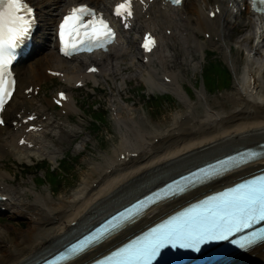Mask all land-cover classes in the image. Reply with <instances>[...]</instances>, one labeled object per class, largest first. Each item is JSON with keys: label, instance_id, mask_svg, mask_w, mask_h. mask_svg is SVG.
<instances>
[{"label": "bare ground", "instance_id": "bare-ground-1", "mask_svg": "<svg viewBox=\"0 0 264 264\" xmlns=\"http://www.w3.org/2000/svg\"><path fill=\"white\" fill-rule=\"evenodd\" d=\"M28 1L38 8V19L41 21V25L44 26L42 27L44 28L42 34H47L49 27L57 19L55 17L59 6L65 0ZM76 1H84L94 6L97 10L102 11L107 6V3L112 0H68V4L66 3L67 5L62 8L63 10L60 13L64 12L70 3ZM242 3V0H192L191 4L184 10L187 13L185 21L180 20L178 22L182 23V29L179 24L174 23L171 15L167 12L168 9L179 10L178 6H167L160 1H152L145 11H141V8L138 7L134 14L136 19L140 20L137 26L143 27V30H154L159 37L158 39L162 42L163 40L166 41L165 47L167 46L172 50L171 55L163 53L158 56L163 72L161 78L168 76L170 83L176 86L177 80L175 81L174 75L169 72L172 69L168 70V68L177 66L185 73L186 67L189 65V59L186 58V54H188L189 58L194 55L193 44L190 46L189 42H185L189 38L183 37L182 34L176 35L175 33L172 36L171 34L166 35L164 33L166 28H171L172 31L177 29L179 33L180 29L187 30L189 23H195L197 26L196 30L192 29L193 34H196L197 30H200L201 33L207 31L211 34V38L209 37L210 39H208L211 41L208 42L215 47H220L229 40L230 29L234 23L231 22V18H235L238 15L241 16L242 11L239 9ZM204 6H206L207 11L203 10ZM215 7L218 9V13L214 17H209V10H214ZM245 7V13H249L250 17L248 18L251 19L253 12L249 10L247 4H245ZM233 9L236 10L235 13L232 11ZM203 11L206 12L205 15ZM146 14H148L147 18H145ZM193 14L196 17H193ZM177 18L179 19V17ZM143 20L147 22L145 23ZM150 21L152 23L148 24ZM162 25L163 29H161ZM242 26L246 27L247 23L243 22ZM252 26L250 37L245 36L239 42L248 47L249 50L247 52H252L253 58L254 56L262 58V63L257 66L253 65L251 59L247 60L243 70L244 74L233 83L234 92L230 93L231 95L222 97L221 101L218 100L217 106L211 99L203 97V93L200 92L199 102L196 105L192 104L184 114L177 115L173 120L172 128L156 131L153 134L141 132L139 128H134L133 121L135 119L133 120L132 115H123L120 109L116 112L117 118L134 134V138L130 140L122 136L117 147L110 154L103 157V162L101 165L99 164L100 167L99 171L96 172V176L91 180H81V184L69 196H56L54 198L52 194L33 192V200L29 201L26 199L24 191L8 187L6 179L0 176V194L5 195L4 199H0V207L2 206L6 211L9 210L10 213L24 217L28 224L16 239L5 242L4 248L0 250V264H25L33 261L48 251L55 249L58 244L69 239V237L78 234L81 229L93 223L103 214L113 210L114 207L135 197V195L146 192L147 189L156 187L169 176L178 173L179 170L189 168L215 155L231 151L235 147H246V145L264 140V88H260L256 83V78L262 79L264 83V56L258 49L257 44L251 45L253 39L257 37L261 38L263 43L261 46L264 47V18L256 17ZM255 27L259 29L258 35L255 32ZM188 32L187 30V34ZM214 37H217L215 41ZM171 39L173 42L168 41ZM183 42L186 43H184L185 47L182 46ZM49 47L50 43L49 45L38 44L35 54L16 69V89L4 109L6 111L5 119H9V122L10 119L18 122L21 117L33 112L36 114V118L32 121L39 123L42 127L37 132L26 134L29 142L33 144L31 148H27L25 145L17 144L16 142L24 134L22 131L23 126L14 129L11 122L10 125L5 124L8 135L3 137L0 133L1 155L9 152L17 160L29 158L31 155L48 154L53 157L54 152L60 150L63 141L66 140L67 142L73 136L76 137V135L81 133L79 126H74L72 123L75 122L69 121L70 112H73L75 107H77L75 98L72 97L73 95L68 94V99L62 104L61 108L65 109V115L56 119L53 113L51 114L49 109H47L46 104L40 102L38 106L33 105L36 98L32 94L27 98L24 93V89L28 88L29 84L41 86L44 80L50 78V75L46 74L45 70H47V67H44L45 64L55 65L50 67L51 69L63 70L64 58L60 57L55 50L48 52L47 48ZM111 47L113 46L108 47V49ZM237 49H241V46H238ZM99 55L100 60H108L110 56L111 58L115 55L122 56L123 51L115 53L106 51ZM224 55L228 59L231 57L229 50H227V45L224 48ZM79 57H81L78 60L80 63H83L84 60H88L91 63L98 60L96 54ZM114 58L113 60H115ZM65 59L64 61L67 62ZM75 59L70 60L75 61ZM152 61L153 58L151 56L150 58L148 57V63H152ZM108 65L110 70L108 74L115 78L120 73V68H116L111 60ZM131 68L132 66L121 67L123 70ZM65 69L63 70V75L66 80L71 79L72 83L79 79L85 81L87 77L92 75L84 72L81 74L78 72L74 73L75 69L73 70L70 66ZM68 70H71L72 76L67 74ZM104 75L106 74L104 73ZM181 89L184 90L182 87ZM21 110H23L22 114L17 118V114ZM42 116L44 117L42 118ZM131 121L132 126L129 125ZM51 131L57 134L58 139L54 147L52 144L54 140L51 138V133L53 132ZM185 140L187 141L185 142ZM121 155L122 158H120ZM261 165H264V157L240 166L236 170L228 172L225 176L184 193L180 197L159 203L149 209L136 223L126 227L109 240L103 241L102 244L92 250L85 252L81 257L71 261L69 264H78L83 260L91 259L96 252L103 253L107 248L122 241L125 234L136 232L137 228H142L143 224L157 219L160 214H166L170 210L179 207L186 202V199L188 201L192 200L205 192L232 183L235 181L236 176L246 174ZM2 231L3 229L0 228V235ZM251 259H264V242L255 246L245 258V260Z\"/></svg>", "mask_w": 264, "mask_h": 264}, {"label": "rangeland", "instance_id": "rangeland-1", "mask_svg": "<svg viewBox=\"0 0 264 264\" xmlns=\"http://www.w3.org/2000/svg\"><path fill=\"white\" fill-rule=\"evenodd\" d=\"M183 1L182 12H168L172 17L174 16V19H176L174 23L177 25L179 24L181 29L183 28L180 24L181 22H178L186 19L185 17L187 16V13H185L184 10L191 4L192 0ZM66 3L68 4V0L61 3L57 14H59L62 8L67 5ZM203 10L207 11L206 6H204ZM205 13L206 12H204V15ZM177 17H179V19ZM193 17L196 16L193 14ZM248 17L250 16L245 18V15L243 14L240 18L234 19V17H232L231 19V22L234 23L229 33L230 41L228 40L225 43V45H227V50H229V55L231 56L230 59L224 55L225 45L220 44L223 47L222 48L220 46V48L218 46L215 47L208 42L211 41L208 40L209 37L211 38V34L209 32L201 33L200 30H197L196 34L192 33V29L196 30L195 28L197 24L189 23V26H187V30L189 31L188 34L187 30L180 29L179 33L176 32L177 35L182 34L183 37L185 35H190L189 40L185 42H189L190 46L193 44L192 49L194 52H192L194 55L192 54L193 56L190 57L191 59L188 54H186V58L189 59V65L186 67L185 73L177 66L168 68V70L172 69L169 72H172L175 77V81L177 80L178 85L176 84V86L175 84L162 82L160 79V76L162 75V67H160L161 63L158 61V56L163 53L171 55L172 50H170L167 46L165 47L164 42L159 40V44L156 47L158 51L155 50L153 52V57L155 59L154 62H152L149 67H144L146 63H143L139 59V51L136 48V28L128 31V33H125L120 39L119 45L123 48H120V52L123 51V55H115V58H111L110 56L108 57V60L104 59L105 61H99V71L102 72L96 74L93 78H90L85 83L84 87L73 88V84L71 82L67 83L64 79L59 80L51 77V79L44 80L41 83V89L35 95L36 100L33 105L38 106L39 103L42 102L46 104V107L57 116L59 110L51 107L50 97L56 89H66L68 94L71 96L73 95L72 97L75 98L77 106L73 112H70L69 121H74L76 124L72 123V125L79 126L81 133L76 135V137L73 136V138H70L67 142L66 140L63 141L60 150L54 152L53 157L51 155H31L29 158L17 160L12 154L8 153L0 156L1 178L3 177L6 179L8 187L24 191L26 199L29 201L33 200L34 193L37 192L42 194H52L54 198L56 196H69L81 184V180H91L96 176V172L99 171V167L103 162V157L110 154L114 148L117 147L122 136L130 140L134 138V134L121 123L119 118L116 117V112L120 109L123 115H132L133 120L135 119L133 121L134 125L131 124L132 121L129 122V125H133L134 128L137 129L139 128L141 132H149V134H153L156 131H164L166 128H172V123L174 122L173 120L177 117V115L184 114L188 111V108H190L192 104L196 105V103L199 102L200 92L203 93V97L211 99V101L217 105L218 100L221 101L222 97L231 95L234 92L233 83L237 80V78L244 74L243 70L247 60L249 59L247 56V50L249 49L239 41L245 36L250 37L252 33L253 19ZM243 22L247 23L246 27L242 26ZM136 23L138 25L139 21H136ZM161 29H163V27ZM165 30H169V33L166 32V34H172L171 28H167ZM215 40L216 37H214V41ZM170 41L173 42L172 39L169 40V42ZM185 42H183V45L181 43L183 47H185ZM254 44H256L255 41H252L251 45L254 46ZM238 46H241V49H237ZM257 46L264 56V47L261 46V43H257ZM47 51H53L51 44L50 47L47 48ZM211 51L213 53H210ZM113 58L115 60H113ZM212 59H214L213 62L222 63L226 68H229L232 80L229 86L222 87L220 90L214 89L209 93L205 90L202 84L201 73L205 70L206 62ZM250 59L253 62V65L258 66L262 63V58L260 59L257 56ZM110 60L113 61L114 66L118 62L115 67L120 68V73L115 78H112L111 74H108V71H110L108 68V62ZM63 62H65L62 67L63 70L68 66L73 68V70L75 69L74 73L80 72L84 69L83 63H76L75 61L72 62L68 60L66 62L64 59ZM54 66L55 65L52 64L44 65L45 68ZM127 66H132L131 69L133 70L121 69V67L124 68ZM165 70L168 71L167 69ZM70 72L71 70H68L67 72L69 76L72 75ZM104 73L106 75H104ZM255 76L257 77V75ZM256 83L260 86V88H264L262 79L256 78ZM180 85L184 90L181 89ZM165 94L170 95L171 98L169 100L165 99V101H161L158 107L151 105L152 99H154L155 95L165 96ZM188 105L189 107H187ZM92 107L94 110H92ZM113 108H116V110H113ZM98 113H100L101 119L95 124L92 118L95 115L97 117ZM59 115L62 117L64 116V114H61L60 112ZM58 118L60 117H57L56 119ZM0 132L3 137L8 135L6 127H0ZM51 138L54 140L52 141L54 147L58 142L57 134H54V132L51 133ZM186 141L187 140H185V142ZM67 154L73 160V168L66 175V177L53 185H49L46 181L38 183L37 179L43 175L45 167L42 168L38 166L35 168V166H29L32 165L35 160L38 161L45 157L44 161L54 167L57 160L65 157ZM38 165H40V163H38ZM47 177L52 180V177H50L49 174H47ZM97 186L99 187V185ZM27 226L28 224L24 217L10 213L9 210H0V228L3 229L0 235V250L4 248L3 246L5 242L16 239L19 236V233Z\"/></svg>", "mask_w": 264, "mask_h": 264}, {"label": "snow or ice", "instance_id": "snow-or-ice-1", "mask_svg": "<svg viewBox=\"0 0 264 264\" xmlns=\"http://www.w3.org/2000/svg\"><path fill=\"white\" fill-rule=\"evenodd\" d=\"M173 2L179 4L180 0ZM125 12L128 16L132 15L130 0H124V3L116 6L117 16H122ZM31 14L32 8L27 6L25 0H0V107L11 94L9 88L12 82L6 79L11 50L29 34L33 24ZM85 17L89 19L85 20ZM114 35L103 16L84 4L73 7L59 26L61 51L65 55H70L71 51H92L93 47H104ZM150 41L154 43L150 36L146 37L145 49H149ZM257 155L248 153L241 157V161L235 163L246 162ZM215 171L214 168L202 169L199 174H193V178L197 180L201 177L208 178L214 175ZM185 179L191 182L190 178ZM182 191L184 188L177 182L175 185H169L168 191L163 195ZM142 206L143 202L139 207ZM139 207H133L113 217L102 229H98L78 245L72 246L68 250V256L79 253L93 241H98L106 233L118 228L138 211ZM259 221H264V177L237 185L219 196L210 197L201 205L194 206L192 211L181 213L179 217H174L166 224L154 228L150 236L144 240L133 242L114 253L107 261H100L98 264H113L116 257L120 259L116 260L115 264H149L158 251L167 244L198 248L205 241L227 239L232 233L250 228ZM260 233H264V229L253 232L251 237H245L244 243H252Z\"/></svg>", "mask_w": 264, "mask_h": 264}, {"label": "trees", "instance_id": "trees-1", "mask_svg": "<svg viewBox=\"0 0 264 264\" xmlns=\"http://www.w3.org/2000/svg\"><path fill=\"white\" fill-rule=\"evenodd\" d=\"M214 59L208 60L205 64V70L202 73L201 80L203 81L204 88L212 92L214 89L220 90L222 87H227L231 83V74L222 63H216L213 62ZM171 97L168 94H165V96H154V99H152V104L154 107H158L161 101L169 100ZM93 110V107H92ZM73 160L68 154L65 156L64 159L60 160L59 165L60 167L55 169L54 171L51 170V168L47 165L46 162H44V175L47 177V174L52 177V180L48 177L46 180L50 184H55L59 180H62L66 177V175L70 172V170L73 168ZM40 182L43 180L42 178L38 179Z\"/></svg>", "mask_w": 264, "mask_h": 264}]
</instances>
